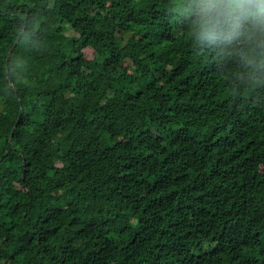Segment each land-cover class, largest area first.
Returning <instances> with one entry per match:
<instances>
[{"label":"trees","instance_id":"obj_1","mask_svg":"<svg viewBox=\"0 0 264 264\" xmlns=\"http://www.w3.org/2000/svg\"><path fill=\"white\" fill-rule=\"evenodd\" d=\"M189 2L0 0V264H264V66Z\"/></svg>","mask_w":264,"mask_h":264},{"label":"clouds","instance_id":"obj_2","mask_svg":"<svg viewBox=\"0 0 264 264\" xmlns=\"http://www.w3.org/2000/svg\"><path fill=\"white\" fill-rule=\"evenodd\" d=\"M188 10L201 43L246 52L251 67L264 66V0H190Z\"/></svg>","mask_w":264,"mask_h":264},{"label":"rangeland","instance_id":"obj_3","mask_svg":"<svg viewBox=\"0 0 264 264\" xmlns=\"http://www.w3.org/2000/svg\"><path fill=\"white\" fill-rule=\"evenodd\" d=\"M66 34L70 37H74V38H77L79 36V34L69 25L66 26ZM88 56L89 57H92L93 56V52L92 51H89L88 52ZM209 244L206 246V249L209 248Z\"/></svg>","mask_w":264,"mask_h":264},{"label":"water","instance_id":"obj_4","mask_svg":"<svg viewBox=\"0 0 264 264\" xmlns=\"http://www.w3.org/2000/svg\"><path fill=\"white\" fill-rule=\"evenodd\" d=\"M19 40H20V38H19V39L17 40V42L14 44V46L12 47V49H11V51H10V53H9V56H8V64L10 63V58H11V56H12L14 50L16 49V47H17V45H18V43H19ZM13 136H14V133L12 134V138H11V139H13Z\"/></svg>","mask_w":264,"mask_h":264},{"label":"bare ground","instance_id":"obj_5","mask_svg":"<svg viewBox=\"0 0 264 264\" xmlns=\"http://www.w3.org/2000/svg\"><path fill=\"white\" fill-rule=\"evenodd\" d=\"M251 242V241H250ZM253 242V241H252Z\"/></svg>","mask_w":264,"mask_h":264}]
</instances>
